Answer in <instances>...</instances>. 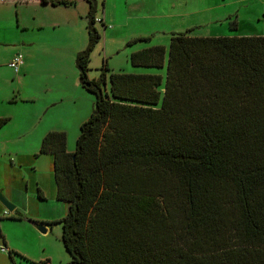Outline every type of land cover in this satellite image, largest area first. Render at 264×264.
I'll list each match as a JSON object with an SVG mask.
<instances>
[{"label": "trees", "instance_id": "16d2710c", "mask_svg": "<svg viewBox=\"0 0 264 264\" xmlns=\"http://www.w3.org/2000/svg\"><path fill=\"white\" fill-rule=\"evenodd\" d=\"M87 1L89 41L76 63L94 107L74 151L66 130L41 145L68 202V264H264V34H196L193 25L172 31L169 45L130 52L153 69L108 73L104 62L90 77L102 34L98 0Z\"/></svg>", "mask_w": 264, "mask_h": 264}, {"label": "rangeland", "instance_id": "374dc122", "mask_svg": "<svg viewBox=\"0 0 264 264\" xmlns=\"http://www.w3.org/2000/svg\"><path fill=\"white\" fill-rule=\"evenodd\" d=\"M19 2L17 6L12 0H0V83L4 84V80L7 83L10 81L17 83V80L20 82L16 69L8 63L14 55L22 54L24 57L20 68L26 60H29L32 67L28 78L34 82L43 81L46 85L49 83L50 88L36 100L25 103L29 105V114L24 119L22 117L24 113L17 107L19 105L0 103L2 110H7L13 115L0 128L1 180L13 187L17 202L12 201L25 214L23 220L1 219L0 222L8 224L5 234L9 240L16 243L13 249L19 253L14 252L13 255L19 259V264H38L43 259L52 264H68L71 256L62 239L63 226L60 221L67 212L68 202L57 196L54 155L49 152L42 153L41 145L48 131L66 130L68 149L74 151L81 133V124L90 116V107H94L96 94L82 84L76 64L77 51L85 47L89 41V18L86 14L79 16V13L70 10L76 15V19L71 26L72 30L68 31L61 19L67 13L57 11L60 20L56 22L58 23L56 29L50 26L52 22L49 21L41 29L29 30L25 29L24 25H20L22 17L19 8L30 23L36 20L33 15L38 14L48 21L53 11L40 5L39 0H19ZM103 2L104 0H99L98 3L100 14L103 13ZM227 2L231 6L230 12L238 11V15L235 16L234 13L224 20L223 25L228 26L225 31L230 28V20L237 17L242 31H258L264 34V0H227ZM71 8L76 7L71 5ZM83 8L84 5L81 4L79 10ZM227 14L229 13L226 12ZM195 16L149 22L130 20L123 24L120 23L122 19L118 16H109L107 28H104L103 22L98 19L96 24L102 36L92 51L89 76H99L104 62L109 64L108 73L111 69L140 71L154 68L137 66L130 61L133 45H128L124 37L133 33L136 28L146 29L145 33H152L158 29L151 41H139L136 43L139 45L153 43L169 45L172 31L186 30L188 25L194 23H200V26L196 28L198 32L194 29L193 33L210 34L217 29L218 31L224 29L220 21H211V16L207 14L203 13L205 17L198 19ZM112 26L115 27L111 29ZM231 31L235 30L230 29ZM26 47L32 50L29 51L30 49ZM60 67L65 73H61V77L58 78L55 73H58L57 70L60 71ZM14 77L16 79H13ZM104 88L110 90V81L104 84ZM63 94L65 96L62 100L47 108V102L51 98L56 99ZM5 97L7 94L4 88H0V102ZM39 189L43 196H40ZM4 193L6 194L5 191ZM0 206V216H3L4 210L8 208L1 201ZM30 218L44 221L48 225V231L39 230L29 220ZM4 245L0 239V252L9 256L8 250H1V246ZM16 262L18 264V260Z\"/></svg>", "mask_w": 264, "mask_h": 264}, {"label": "crops", "instance_id": "0c3cea01", "mask_svg": "<svg viewBox=\"0 0 264 264\" xmlns=\"http://www.w3.org/2000/svg\"><path fill=\"white\" fill-rule=\"evenodd\" d=\"M39 1L40 2H38V3H41L40 5L48 7L53 12H51V14L49 15L48 21L45 19V17H41V15L38 14V15H33V18H35L36 20L33 23H30L27 20L26 16H24V14H22L21 9L19 8V13L22 17L21 18L22 22L20 25H24L25 29H29V30L30 29H32V30L37 29L38 30V29H41L43 26H45V23L49 22V21L52 22L50 26H53V28L56 29L58 26L57 25L58 23H56V22H59V20H60L58 14L56 12L57 11H64L67 14L61 18L63 20L62 24L66 25L67 30L70 31V30H72L71 26H72L74 20L76 19V17H75L76 15L71 13L70 10L72 12L75 11L76 14L79 13V16L84 15V14H86V16H87L88 11H89V7H90L89 2L87 0H76L75 3H70V4L61 3V4H56V5L52 4L50 2L42 1V0H39ZM12 3H14V5L18 6L19 5L18 3H20V2H19V0H12ZM98 3H99V0H98ZM81 4L84 5V8L82 10H79V6ZM71 5L75 6L76 8H71ZM102 8H103V10H102L103 13L100 14L99 7H98L97 17H98V19L103 18L100 20L102 22L103 21L105 22L104 28H107V26H108L107 23H108V17L109 16H118V18L122 19V21H120V23L123 24L124 22H130V20H132V21H147V22L157 21V20H174V19H179V18L191 16V15H196L195 18L198 19V18L205 17V16H203V13H204V14L211 16V21H220L223 25L224 20L228 16H231L234 13H236L238 15V13H237L238 11L230 12L231 10H229V9L231 8V6L228 4L227 0H104ZM221 12H225V13L221 14ZM226 12H228L229 14L226 15ZM193 25H195L197 28L198 26H200V23H194L190 26L188 25L187 28H189ZM114 27L115 26H112L111 29H113ZM222 27H224V29L222 28L219 31L217 29L210 34H255V33L256 34H262L263 33V32L250 31V30L242 31L240 25H238L237 28H231V26H230V28H228L227 31H225L226 27H228L227 25L224 24ZM196 28H195V31L197 30ZM137 29L138 28L134 29L133 33H129L130 35L126 34L124 37V40H126L128 42V40L134 36H137L140 34H149V33H145L147 31L146 29H142L144 31H142L140 29L137 30ZM230 29L231 30L233 29L235 31L230 32ZM211 30H213V29H211ZM156 31H158V29L152 33H155ZM73 32L76 33V31H73ZM197 32H198V30H197ZM197 32H196V34H197ZM198 34H200V33H198ZM107 36H108V34L106 33V39H107ZM154 36H155V34H154ZM25 42L26 41H24V43ZM132 45H133L132 50L146 46L144 44L139 45L136 43H134ZM24 49H25V47H24ZM26 49H30L29 51L32 50V48H28V47H26ZM27 55H29V54L27 53ZM28 61L29 60H26L23 63L24 66L22 65L20 70L18 72L16 71V73H18V78H20V82L17 80V83H14L12 81L7 83V81L4 80V84L0 83V88H4V90L7 94V97H9V98L5 97L4 99H2V102H0V103H4V105H6V103H16L15 105H19L17 107H19V110H21V112L24 113V114H22L23 119H24V117L27 118V115L29 114V110H28L29 105L25 104V103H28L31 100H36V98H39L43 93H45L46 89L50 88L49 83L46 85V83H44L43 81L34 82L33 80H30L28 78V76L31 74L30 70H32L31 64ZM60 65H62V64H60ZM63 68H65V67H63ZM57 72L58 73H55V75L58 78L61 77V73H63V74L65 73V72H63V69L61 67H60V71L57 70ZM13 79H16V78L14 77ZM15 84H17V85L14 87ZM64 96H65V94L59 95V97H57L56 99H54L55 97L51 98L47 102V105H46L47 108L50 105L55 104V102H59V100H62L64 98ZM19 102H21L23 104H18ZM92 110H93V107L92 108L90 107L89 115L91 114ZM11 114L12 113L8 112L7 110H4V109L2 110V104H0V116L9 115L10 117H12L13 115H11ZM74 117H76V116H74ZM81 117H79V118H81ZM1 176L2 175L0 174V188L6 192V194L8 195V197L11 200H14L15 202H17V200L14 197V192L12 189L13 187L8 186L4 182V180L2 181ZM0 208H1V206H0ZM16 208H18V207H16ZM8 212H9L8 209L4 210V214H3V216H0V220L1 219L23 220L21 218L10 217L9 215L13 211L9 212V213ZM7 225H8L7 222H0V239H2L3 243L9 249V251H8L9 256L0 252V264H15L16 260H18V264H19V259L17 257H14V255L12 256L10 254V251H13V253L15 252L13 247H16V243H13V241L9 240L7 234H5V228L7 227ZM1 250H2V248H1Z\"/></svg>", "mask_w": 264, "mask_h": 264}, {"label": "water", "instance_id": "95a60500", "mask_svg": "<svg viewBox=\"0 0 264 264\" xmlns=\"http://www.w3.org/2000/svg\"><path fill=\"white\" fill-rule=\"evenodd\" d=\"M0 201L4 203V205L10 210L14 211L17 205L10 200V198L4 193L3 189L0 188ZM39 230L42 232L48 231V225L44 221H40L37 219H29Z\"/></svg>", "mask_w": 264, "mask_h": 264}, {"label": "built area", "instance_id": "2783aa9c", "mask_svg": "<svg viewBox=\"0 0 264 264\" xmlns=\"http://www.w3.org/2000/svg\"><path fill=\"white\" fill-rule=\"evenodd\" d=\"M23 62V55L22 54H16L14 58L10 61V65L13 66L16 70L19 69L20 64ZM2 250H8V247L6 245L1 246ZM46 264H52L51 262H46Z\"/></svg>", "mask_w": 264, "mask_h": 264}]
</instances>
